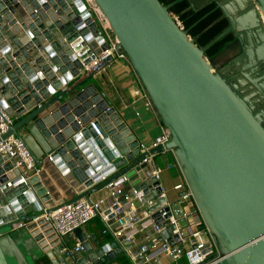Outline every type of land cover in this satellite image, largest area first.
<instances>
[{
    "label": "water",
    "instance_id": "obj_1",
    "mask_svg": "<svg viewBox=\"0 0 264 264\" xmlns=\"http://www.w3.org/2000/svg\"><path fill=\"white\" fill-rule=\"evenodd\" d=\"M93 2L169 139L141 152L103 93L87 84L113 57L80 74L107 48L83 0H0V106L14 118L1 139H19L34 164L21 172L0 155V239L19 248L24 261L15 264H44L45 257L50 264H111L123 257L121 246L133 244L114 239L98 218L105 237L86 240L76 229L79 252L69 250L50 224L34 220L44 210L89 201L123 174L148 196L151 184L160 182L138 164L163 152L171 153L182 176L186 190L180 196L190 195L222 256L216 264H264V0H254L251 11L262 19L261 31L234 61L248 60L246 80H239L249 85L239 91L213 70L159 0ZM8 172L25 174L27 186L7 188ZM102 177L107 178L101 182ZM163 202L165 197L152 211ZM153 219L160 221L157 213ZM18 223L25 224L19 229L27 237L12 229ZM173 229L168 226L162 237Z\"/></svg>",
    "mask_w": 264,
    "mask_h": 264
},
{
    "label": "built area",
    "instance_id": "obj_2",
    "mask_svg": "<svg viewBox=\"0 0 264 264\" xmlns=\"http://www.w3.org/2000/svg\"><path fill=\"white\" fill-rule=\"evenodd\" d=\"M83 2L102 23L101 33L105 37L107 48L95 60L84 65L82 73L98 66L99 62L107 57L127 62L125 54L115 50L116 41L108 31L107 24L93 0H83ZM143 98L144 108L152 109L146 94ZM13 120L0 106V155L12 159L16 168L28 172L34 168V164L23 143L13 136L1 139ZM168 139V131L163 127L161 133L149 144H140L141 152L149 153L151 149L164 145ZM153 158V154H148L138 164V167L145 164V168L149 171V178L160 180L161 170L154 166ZM48 159L51 160L50 157ZM142 170L139 169V171ZM139 171H136L135 174H138ZM106 178L102 177L101 182L105 181ZM27 180L28 177L21 174L12 183H7V188H10L14 183L27 186ZM127 188H130L128 193L126 192ZM104 189L105 194L98 199L89 201L82 199L50 212L44 210L42 216L34 221L41 220L50 224L53 232L59 238L74 236L76 229L83 228L95 218H99L105 224L111 223L112 235L115 239L126 242L128 245L136 246L138 244L139 254L135 256L130 251L128 255L132 264H159L163 257L169 258L172 264H216L222 259L210 239V233L201 223L197 211H189L183 207V202L190 197L188 193L180 196L177 203L171 204L166 201L152 211L158 200L165 197L160 184H151L148 188L150 191L156 193L159 189L160 192L149 198L151 193L147 196L143 189L137 191L130 180V176L123 174L115 181L107 184ZM174 190L185 191V184L176 185ZM25 193L26 191L22 194ZM165 208H169V212ZM155 213L160 219L158 223L153 219ZM168 213L169 216L167 217ZM111 215L113 217L110 219ZM170 225L174 226L171 235L163 238L161 233ZM24 226L25 224L18 223L12 225V229H19ZM173 236H177V240H174ZM85 238L89 240L90 236ZM82 250L83 247L78 242L72 248L73 252Z\"/></svg>",
    "mask_w": 264,
    "mask_h": 264
},
{
    "label": "crops",
    "instance_id": "obj_3",
    "mask_svg": "<svg viewBox=\"0 0 264 264\" xmlns=\"http://www.w3.org/2000/svg\"><path fill=\"white\" fill-rule=\"evenodd\" d=\"M91 14L93 19L97 21V24L101 26L102 23L98 20V17H96L92 12ZM80 74L83 75L84 73L80 71ZM87 84H93L99 88L104 97L108 100L110 106L115 109L126 126L131 130V133L137 140H139L141 145L149 144L161 133L163 126L161 125L158 116L152 109L144 108L143 96L145 95V92L127 62L113 58L112 62H108L104 68L100 69L94 77L87 82ZM64 88H66V86ZM153 162L154 166L161 170L159 182L164 190L166 201L171 204L177 203L182 191H175L174 187L178 184H184V182L171 153L163 152L156 154L154 155ZM127 165L128 163H125L122 167L117 168L115 173L119 172ZM21 172L24 171L22 170ZM6 174L8 176L11 175L9 176L7 183H12L16 177H13L10 172ZM113 174L109 175V177ZM94 186H97V184ZM129 191L130 188H127L126 192L128 193ZM150 193L152 194L153 192L150 191ZM104 194L105 189L91 194L89 200L98 199ZM183 207L189 211H196L191 197L183 202ZM95 220L96 218L89 223L90 227L85 228L86 226H84L81 228L82 232L85 237L88 235L91 237L93 234H97L100 238H104L105 236L101 234V229H97L98 223L95 222ZM100 222L102 221L100 220ZM103 224L112 234L113 229L111 227V223ZM18 230L23 233L21 236L22 238L27 237V234H25L22 229ZM60 239L65 242L69 250H72L74 245L77 243L75 235ZM0 241V264H15V262L19 259L24 261L22 254L18 250L19 248H16L13 241L5 238H1ZM121 248L124 256L113 261L111 264H132L128 255L130 251L133 253L135 250H138V244L131 249H128L126 246H121ZM36 250L37 253H40L37 248ZM43 263L50 264L48 258L46 257L43 259ZM159 264H172V262L169 258L163 257Z\"/></svg>",
    "mask_w": 264,
    "mask_h": 264
},
{
    "label": "flooded vegetation",
    "instance_id": "obj_4",
    "mask_svg": "<svg viewBox=\"0 0 264 264\" xmlns=\"http://www.w3.org/2000/svg\"><path fill=\"white\" fill-rule=\"evenodd\" d=\"M159 1L168 7L188 39L203 51L204 58L211 61L213 70L238 91L246 90L249 82L241 83L239 77L246 80L243 73H249L248 60L234 61L248 51L263 26L261 18L252 17L254 0ZM224 52L230 54V58L216 61V57Z\"/></svg>",
    "mask_w": 264,
    "mask_h": 264
},
{
    "label": "rangeland",
    "instance_id": "obj_5",
    "mask_svg": "<svg viewBox=\"0 0 264 264\" xmlns=\"http://www.w3.org/2000/svg\"><path fill=\"white\" fill-rule=\"evenodd\" d=\"M228 58H230V54H228L227 52H224V53L219 54V57L217 56L215 60L218 61V60L224 59L225 61V60H228Z\"/></svg>",
    "mask_w": 264,
    "mask_h": 264
}]
</instances>
